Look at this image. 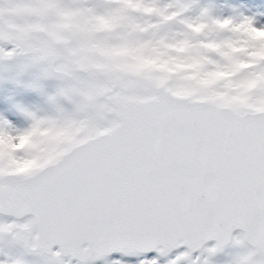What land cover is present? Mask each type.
<instances>
[{
  "label": "snow or ice",
  "instance_id": "snow-or-ice-1",
  "mask_svg": "<svg viewBox=\"0 0 264 264\" xmlns=\"http://www.w3.org/2000/svg\"><path fill=\"white\" fill-rule=\"evenodd\" d=\"M0 0V264H264V6Z\"/></svg>",
  "mask_w": 264,
  "mask_h": 264
},
{
  "label": "rangeland",
  "instance_id": "rangeland-1",
  "mask_svg": "<svg viewBox=\"0 0 264 264\" xmlns=\"http://www.w3.org/2000/svg\"><path fill=\"white\" fill-rule=\"evenodd\" d=\"M217 2L224 3L225 0H217ZM226 2L231 5L244 6L255 10V8H253L252 5L249 4L248 0H226ZM261 5L264 6V0H261Z\"/></svg>",
  "mask_w": 264,
  "mask_h": 264
}]
</instances>
